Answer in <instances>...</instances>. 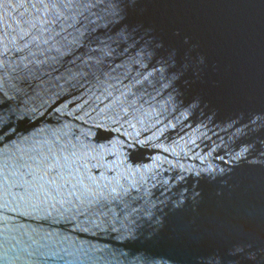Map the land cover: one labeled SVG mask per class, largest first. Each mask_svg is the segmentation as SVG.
<instances>
[{
    "label": "water",
    "instance_id": "95a60500",
    "mask_svg": "<svg viewBox=\"0 0 264 264\" xmlns=\"http://www.w3.org/2000/svg\"><path fill=\"white\" fill-rule=\"evenodd\" d=\"M0 264H264V0H0Z\"/></svg>",
    "mask_w": 264,
    "mask_h": 264
}]
</instances>
